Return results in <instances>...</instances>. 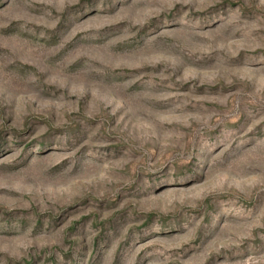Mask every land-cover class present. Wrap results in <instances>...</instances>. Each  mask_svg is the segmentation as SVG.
<instances>
[{
  "label": "rangeland",
  "instance_id": "rangeland-1",
  "mask_svg": "<svg viewBox=\"0 0 264 264\" xmlns=\"http://www.w3.org/2000/svg\"><path fill=\"white\" fill-rule=\"evenodd\" d=\"M0 264H264V0H0Z\"/></svg>",
  "mask_w": 264,
  "mask_h": 264
}]
</instances>
